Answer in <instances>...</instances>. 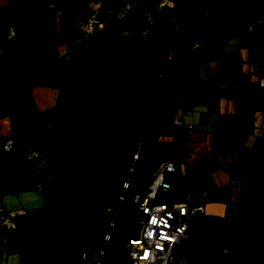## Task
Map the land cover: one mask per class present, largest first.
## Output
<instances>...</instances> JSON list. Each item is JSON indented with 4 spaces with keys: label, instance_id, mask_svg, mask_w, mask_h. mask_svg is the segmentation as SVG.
Returning a JSON list of instances; mask_svg holds the SVG:
<instances>
[{
    "label": "crops",
    "instance_id": "crops-1",
    "mask_svg": "<svg viewBox=\"0 0 264 264\" xmlns=\"http://www.w3.org/2000/svg\"><path fill=\"white\" fill-rule=\"evenodd\" d=\"M136 1L149 11L158 62L144 54L146 22L137 6L121 19L110 18L128 0H0V217L17 225L0 227V264L128 263V244L126 251L115 244L100 263L116 195L92 220L91 198L77 190L86 155L80 159L67 148L55 155L66 139L85 140V124L100 111L108 83L147 85L144 118L133 126L122 153L138 143L144 148L140 178L151 179L142 195L173 162L185 176V193L202 206L168 264H264V0ZM95 17L99 24L89 30ZM9 29H15L13 38ZM242 75L254 83L251 127L240 148L216 155L220 117L236 112ZM180 112L193 127L187 141L176 123ZM8 140L40 142L44 153L51 152L62 191L54 190L41 159L10 183L19 157L4 151ZM245 187L260 189L261 197L255 215L240 223ZM21 213L28 222L14 220ZM140 232L141 227L130 237Z\"/></svg>",
    "mask_w": 264,
    "mask_h": 264
},
{
    "label": "trees",
    "instance_id": "trees-1",
    "mask_svg": "<svg viewBox=\"0 0 264 264\" xmlns=\"http://www.w3.org/2000/svg\"><path fill=\"white\" fill-rule=\"evenodd\" d=\"M198 36L201 41L204 40L202 29L198 30ZM213 79L215 82L216 79L214 77ZM216 84L218 85L216 90L221 94L223 88L218 83ZM254 97L253 81L249 75H242L238 93L235 96L236 112L234 114L221 115L219 131L215 135L214 154L221 155L240 148L244 137L251 127ZM147 104V85H114L108 83L103 92L100 111L92 117L89 123L85 124V140L66 139L64 141L66 148L81 156L80 159H83L84 155L87 154L102 155L106 159L120 157L133 126L142 122ZM169 131V128L165 129V137L169 135ZM32 145L19 140H12L11 152L16 154L19 159L11 169L10 183L18 181L32 169L33 162L27 161L26 158L27 152ZM41 160L46 161L50 169L54 190L61 192L62 185L51 152H43ZM177 167V173L173 179L172 189L169 194V201L171 200V202L182 201L185 196V176L180 165ZM260 197L261 190L258 188L245 187L242 190L237 211V218L240 223L255 215ZM138 217L137 212H135L131 217V221L136 220ZM14 220L16 222H28L29 216L27 213L16 214ZM129 238L130 235H128Z\"/></svg>",
    "mask_w": 264,
    "mask_h": 264
},
{
    "label": "built area",
    "instance_id": "built-area-1",
    "mask_svg": "<svg viewBox=\"0 0 264 264\" xmlns=\"http://www.w3.org/2000/svg\"><path fill=\"white\" fill-rule=\"evenodd\" d=\"M162 5H170L168 0H164ZM137 6L146 22V28L142 34L144 42V54L151 62H158L157 47L148 22L149 11L138 5L136 0H128L126 7L121 9L112 20L121 19ZM99 24L97 17L87 23L89 30H93ZM130 31L125 32L130 35ZM15 29H9L8 37L13 38ZM158 76H165V68L159 65ZM260 84H264V74L261 75ZM183 113L176 116L177 127L183 135L184 141L190 138L192 125H186L182 121ZM4 151H12V140H8L4 145ZM43 156L42 144L34 143L27 152V161L35 162ZM177 173L173 162H167L164 168L153 180L149 191L141 196L134 197L137 204V214L141 232L137 237H130L127 244L130 249L127 252V264H168L179 254L184 240L190 230L191 217L202 212V206L198 203L197 196L185 193L182 201H169V194L172 189L174 176ZM0 227L4 230H14L17 225L10 220L0 217Z\"/></svg>",
    "mask_w": 264,
    "mask_h": 264
},
{
    "label": "rangeland",
    "instance_id": "rangeland-1",
    "mask_svg": "<svg viewBox=\"0 0 264 264\" xmlns=\"http://www.w3.org/2000/svg\"><path fill=\"white\" fill-rule=\"evenodd\" d=\"M65 148L64 143H59L55 155L62 153ZM143 153L144 148L141 150L138 143L129 153L126 152L120 158L114 160H106L98 155L87 154L82 164L83 167L77 176L79 194L83 199L85 197L91 198L93 208L90 211V218L92 220L97 218L98 211L105 200H108L113 194L116 195L109 212L108 229L99 254L100 263L105 252L115 249V244L118 251L123 250V248L126 251L128 235L135 234L141 227L139 221H131V217L137 210L134 197L142 195V192L147 189V187L145 188L147 186L145 180L151 179L149 176L144 179L140 178L142 158L139 160L138 156L141 157ZM42 161L45 163L44 160L39 162ZM58 164H60V167L62 166L61 162ZM63 176L64 182L68 185V178L65 179L67 174L64 173Z\"/></svg>",
    "mask_w": 264,
    "mask_h": 264
}]
</instances>
